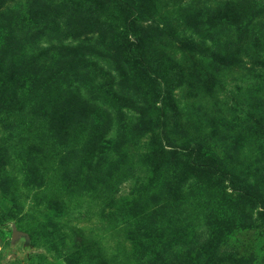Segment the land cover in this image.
<instances>
[{
	"label": "rangeland",
	"instance_id": "rangeland-1",
	"mask_svg": "<svg viewBox=\"0 0 264 264\" xmlns=\"http://www.w3.org/2000/svg\"><path fill=\"white\" fill-rule=\"evenodd\" d=\"M56 2V14L61 2L81 7L122 44L110 48L98 33L92 41L107 69L123 57L136 105L157 117L139 124L134 110L123 117L113 101L95 102L112 107V142L90 165L81 161L86 131L59 135L35 99L6 112L0 138L13 158L6 184L0 177V264H264V0ZM13 8L12 27V14H0V51L10 57L16 46L15 61L27 60L41 46L44 58L54 37L31 42L36 11ZM71 34L60 43H72ZM82 89L100 97L96 83ZM157 150L165 153L158 169ZM194 164L212 173L194 178L186 168ZM169 182L176 190L150 217L163 238L141 241L146 230L117 211L136 200L151 206Z\"/></svg>",
	"mask_w": 264,
	"mask_h": 264
},
{
	"label": "trees",
	"instance_id": "trees-1",
	"mask_svg": "<svg viewBox=\"0 0 264 264\" xmlns=\"http://www.w3.org/2000/svg\"><path fill=\"white\" fill-rule=\"evenodd\" d=\"M56 1L58 0H0V14L14 12L15 8L13 7L22 5L28 9L33 8L36 11L33 27L36 30L30 33L31 42L41 41L42 36L48 34L55 39V42L51 43L52 50L50 52L48 50L42 52L44 58L41 52L38 51L41 46L37 47V52L27 60L19 57L15 61L18 57L14 56L18 52V47L16 46L13 47L10 57H7L8 50L2 49L0 51V125H7L10 122L9 119L3 117L6 112L16 113L23 111L28 102L35 99V108L42 106L44 107L43 110L48 109L49 115L47 118L50 121L51 129L54 128L59 135L65 136L82 130L88 133L85 138L87 142L84 145L85 150H82L85 155L81 158V161L91 165L96 158L99 159V157L106 155L103 150L108 143L112 142L111 138H108L111 121L108 115L111 113L112 107L103 109L102 106L95 102L120 106L121 110L118 114L123 115V117L127 116L126 108L134 110L138 115L139 124L155 120L157 116L149 119L148 108L142 104L140 106L136 105L137 102L130 93L134 82L132 83V76L129 75L130 71H126L123 66L124 63L122 65L123 57L121 59L118 58V60L117 58L111 60L105 56V61L117 62L111 70L107 69L98 60L99 58L97 57L101 54V51H96L97 45L92 41L96 33H98L100 35L99 39L104 44L112 40L113 46H109L110 48H115L116 50L119 48V51H121L122 44L118 43L115 37L108 38V31H106L107 29L104 28V24L100 19L88 16L87 11L81 7H63L61 2V7H58L60 11L56 14L52 6L57 4ZM12 16L14 15L12 14L10 19L7 20V26L9 27L14 24ZM17 29L21 30L22 28L17 25ZM67 31L68 33L72 32V43H60V35ZM106 49L109 48L106 46ZM95 72H97L98 76H102V81L99 82L94 77L97 76ZM95 83L99 87V91L95 93H99L100 97L89 96L82 89L84 84L90 87ZM42 114L44 115V113ZM5 127L8 128L7 126ZM5 127L2 126V128ZM0 141V177L1 181L5 183L8 180L7 166L13 156L12 158L10 156L11 148L2 142V138H0ZM164 154V152L157 153V169L159 162H161L159 159ZM165 158H170V154L166 153ZM182 167L180 166V168ZM211 167L209 165L205 168L202 165L197 166L194 164L186 168L188 171L189 168L190 171L193 170L192 176L196 178L212 173ZM90 172L94 173L93 171ZM93 177L95 178L96 174ZM201 182V180H197V187L201 186ZM87 184L92 183L87 182ZM176 188L174 182L167 183L164 188L162 184H159L157 190L150 195L151 206H143L141 201L137 202V200L136 202L130 201L128 202V204H131L130 208L124 207L117 212H121L123 215L120 217L121 219L130 216L129 218H132L131 222L138 223L141 226L136 228L142 229L141 231L146 230V232L141 234V241L154 243L155 241L151 238L159 240L163 238V235L157 232L155 236L152 233V231H156L152 229L159 231L160 227L150 224V217H152L157 206L163 207L164 202L162 203V201L166 200L168 198L167 194L169 195ZM244 199L255 201V195L246 193ZM160 203L162 204L161 206L159 205ZM152 204H155V206H152ZM127 209L132 211V213L126 215L129 212ZM149 210L150 212L147 214ZM146 217H149V220ZM147 223L149 228L146 226ZM141 224L144 225L142 226ZM215 239V236L210 239L211 246H214ZM159 249L163 253L159 251L157 259L159 257L163 259L165 249H162V247H159ZM210 249L215 250L216 248L211 247ZM214 263L220 264L218 261ZM239 263L240 260L236 262V264Z\"/></svg>",
	"mask_w": 264,
	"mask_h": 264
}]
</instances>
